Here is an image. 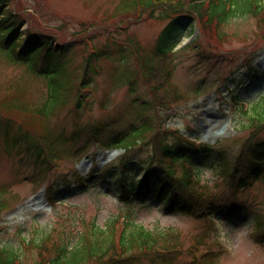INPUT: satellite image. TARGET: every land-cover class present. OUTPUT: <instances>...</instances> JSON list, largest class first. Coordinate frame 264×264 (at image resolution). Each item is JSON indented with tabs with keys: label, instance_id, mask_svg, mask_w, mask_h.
I'll return each instance as SVG.
<instances>
[{
	"label": "rangeland",
	"instance_id": "obj_1",
	"mask_svg": "<svg viewBox=\"0 0 264 264\" xmlns=\"http://www.w3.org/2000/svg\"><path fill=\"white\" fill-rule=\"evenodd\" d=\"M136 1V9L133 8L135 0L12 1L30 26L56 37L55 45L70 44L71 50L66 55L67 66L73 75L76 73L77 78L82 75V66L89 53L96 50L105 52V62L99 63L100 73L96 77L94 90L89 91L83 99L87 102L80 111L82 115L79 127L82 132L78 147L91 140L88 125L104 122L112 128L125 129L136 119L137 108L132 105L134 99H150L141 80H136L135 91L130 94L126 77L137 75L136 61L139 55L151 56L154 42L169 20H163V8L154 6V11H151L146 5L149 0ZM175 1L177 0H171ZM198 28L196 23L191 34L182 35L177 52L168 60L174 67L171 83L187 99L171 109L161 110L159 117L165 126L179 128L181 133L196 138L199 142L222 149L228 163L233 161L242 148L251 127L247 123V117L243 118L240 112L243 106L232 102L235 109L239 108L234 112L225 99L236 91L239 98L249 100L244 107L252 105L256 111L263 113L264 74L255 78L243 75L246 70H252V65L263 67L264 36L258 32L253 18L237 19L228 23L223 29V32L228 33L227 37L212 40L202 37L194 43ZM136 49L137 58L134 55ZM44 84L41 78L28 75L25 65L10 64L0 59V104L3 101L18 100L19 102L13 104L23 105L26 109L25 115L30 116L34 110L40 108L37 106L45 99ZM229 85L233 88L229 89ZM196 87L198 92L201 91L197 100L193 94ZM74 94L75 92L70 94L66 106L55 110V114V111L50 113L48 119H51V128H46L49 138L55 137L60 131L71 135ZM8 104L9 102L5 103L3 107L6 108ZM150 112L153 113V110ZM6 114L0 111V116ZM12 114L16 116L17 123L23 124L26 120L31 128L32 124L24 115ZM253 117L254 113L249 112L248 118ZM4 124L5 119H0V128ZM40 124V121L37 122L33 129L36 130ZM17 128L18 125L13 123L12 131ZM260 138L264 139V131ZM1 140L0 134V181L9 186L11 196L10 206L0 211V248L8 247L24 253V264H34L33 259L36 257V250H24L30 239L40 241L54 229L55 232H63L70 246H74L82 231L87 230L91 235V232L104 229L110 222L116 231L113 241L116 252L111 258L114 255L125 259L137 257L134 252L125 255V249L121 248V234L123 230L131 228L132 224L154 233L173 231L174 237L168 241V248L174 249L181 256L171 264H208L204 261L207 256L214 258L215 261L211 264H264V245L250 235L251 228L247 224L249 220L241 222L240 214L236 223H227L218 217V221L212 224L211 218L197 221L185 216L171 215L152 201L123 204L107 188L100 186L74 191L72 195L64 197L62 202L54 203H48L46 193L42 190L41 206L35 207L34 203H30L33 206H28L29 200L35 197L39 189H44L60 176L69 177L76 171L86 174L94 167L105 166L120 152L111 158L95 141L91 142L88 151L79 158L63 155V158H58L53 163L51 161L46 182H39L32 174L41 166L26 152V148L20 146L7 156L3 152ZM77 146L73 149H77ZM55 149L57 156H62V148ZM146 149L145 147L138 151L139 154L144 155ZM200 171L201 183L215 192L218 185H221V167L211 164L203 166ZM140 177L141 173L136 179ZM227 193L226 188L224 194ZM243 198L245 201H252L251 209L264 217L263 181L247 190ZM202 233H208L206 244L196 242L198 235ZM157 250L161 251V248ZM189 251L193 252L194 259L187 254L182 255ZM97 263L98 259L88 262ZM102 264H108V261H102ZM141 264L161 263L141 259Z\"/></svg>",
	"mask_w": 264,
	"mask_h": 264
},
{
	"label": "trees",
	"instance_id": "obj_2",
	"mask_svg": "<svg viewBox=\"0 0 264 264\" xmlns=\"http://www.w3.org/2000/svg\"><path fill=\"white\" fill-rule=\"evenodd\" d=\"M12 1L0 0V56L3 57L0 59L10 64L25 65L30 76L44 81L46 96L41 105H32L40 108L30 116L25 115L23 105L13 104L18 100L1 102L0 111L7 113L1 116V119H5L4 126L0 128L3 152L9 156L13 149L24 146L26 152L41 166L32 177L36 181L46 182L51 161L53 163L54 160L63 158V155L79 158L88 151L91 142L95 141L103 150L121 151L116 159L103 167H94L86 174L76 171L69 177L60 176L47 184L45 191L49 203L61 201L74 191L100 186L107 188L123 204L152 201L171 215L194 220H204L215 215L232 223L241 214V220L249 218L250 235L264 245V217L251 209L252 201H245L243 198L254 184L264 182V139L260 140L264 131V105L262 114L256 111L254 119H247L251 132L233 161L228 163L222 149L218 150V147L206 143L196 144L185 133H181L179 128L171 129L162 124L159 117L161 110L170 109L187 99L171 83L174 67L168 62L182 35L190 34L197 23L199 34L193 40L194 43L202 37L208 40L219 37L222 39V36H228V33L223 32L228 23L253 18L258 32L264 36V0H166L156 4L149 1L147 8L151 11H154V6L163 8V20L170 22L157 39L149 59L138 61V73L129 82V91H134L132 87L139 79L146 87L150 99L144 102L135 100L136 119L125 129L118 130L104 122L88 125L91 140L86 141L82 147L77 146L82 132L79 127L82 115L80 111L87 102L83 99L94 82V76L89 73L96 70L90 71V67L102 53L96 51L87 56L82 75L76 77L77 81L73 83L75 77L68 72L66 59V54L71 50L70 44L55 45L56 37L30 26ZM24 26L26 27L23 29ZM252 71L254 75L264 74V69L260 71L253 68ZM73 92L71 135L60 131L55 137L49 138L46 128H51V119H48L50 113L66 106ZM200 92L198 87L194 89V99L198 98ZM238 100L233 94L225 99L228 105L232 102L240 105ZM7 102L9 104L6 108L3 107ZM230 109L236 112L234 105ZM248 112V109L242 110L241 114L246 117ZM12 113L24 115L32 124V129L37 122L40 121L41 124L33 131L26 120L23 124L17 123L16 116ZM13 123L18 125L16 131L11 129ZM74 146L77 149H73ZM145 147V153L142 152L144 155H140L139 152ZM55 148H62V156H57ZM211 164L221 167V185H218L215 192L200 182V170ZM139 173L142 176L136 179ZM225 187L227 194H224ZM10 196L9 186L0 181V211L10 206ZM115 233L113 223L110 222L104 229L91 232V235L87 230L82 231L76 245L70 246L66 235L53 229L40 241L30 240L24 250L30 248L37 251L34 264H88L90 260L97 259V264H102L105 260L108 264H141V259L171 264L181 256L174 249L168 248V241L174 237L173 231L154 233L131 224V228L123 230L121 234V248L125 249V255L134 252L137 257L125 259L114 255L111 258L116 252L113 245ZM206 238L208 233H202L198 235L196 242L206 244ZM213 246L216 247L215 243ZM158 248L161 251L156 250ZM20 253L8 247L0 248V264H24L25 255ZM184 254L194 259L192 251L182 255ZM204 261L211 264L215 260L207 256Z\"/></svg>",
	"mask_w": 264,
	"mask_h": 264
},
{
	"label": "water",
	"instance_id": "obj_3",
	"mask_svg": "<svg viewBox=\"0 0 264 264\" xmlns=\"http://www.w3.org/2000/svg\"><path fill=\"white\" fill-rule=\"evenodd\" d=\"M39 198H41V193L35 196V199H39Z\"/></svg>",
	"mask_w": 264,
	"mask_h": 264
},
{
	"label": "bare ground",
	"instance_id": "obj_4",
	"mask_svg": "<svg viewBox=\"0 0 264 264\" xmlns=\"http://www.w3.org/2000/svg\"><path fill=\"white\" fill-rule=\"evenodd\" d=\"M41 205H39L38 207H40Z\"/></svg>",
	"mask_w": 264,
	"mask_h": 264
}]
</instances>
